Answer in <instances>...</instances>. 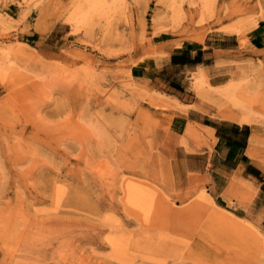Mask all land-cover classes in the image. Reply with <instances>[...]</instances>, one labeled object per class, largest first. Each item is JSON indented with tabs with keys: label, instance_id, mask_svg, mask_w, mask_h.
Here are the masks:
<instances>
[{
	"label": "rangeland",
	"instance_id": "obj_1",
	"mask_svg": "<svg viewBox=\"0 0 264 264\" xmlns=\"http://www.w3.org/2000/svg\"><path fill=\"white\" fill-rule=\"evenodd\" d=\"M263 6L0 0V264H264ZM224 32L240 47L203 81L133 73ZM232 94L257 121L243 164L188 117L235 122Z\"/></svg>",
	"mask_w": 264,
	"mask_h": 264
},
{
	"label": "crops",
	"instance_id": "obj_2",
	"mask_svg": "<svg viewBox=\"0 0 264 264\" xmlns=\"http://www.w3.org/2000/svg\"><path fill=\"white\" fill-rule=\"evenodd\" d=\"M256 25L246 37L251 48L256 51L264 50V17ZM239 47L240 38L230 32L217 35L208 34L202 42L184 40L180 43H171L168 45L165 57L154 59L147 65L134 67L133 73H144L145 76L146 73H212L215 70L217 61L233 56L231 55L232 52ZM176 100L181 106L193 105L192 103L185 104L178 99ZM193 112H196L195 109H190L188 117L191 121L200 125L204 140L208 141L211 137L219 139L222 143L221 151L226 155L234 156L236 161L243 164L246 155L245 145L249 142L250 147H254L255 140L254 130L251 134L245 133L246 125L244 124L248 123H240L228 116L223 118L235 122L218 119L215 121L216 123H212L209 121L212 120L211 118L208 120L204 116L199 117L197 115L192 117ZM161 123L166 127H174L176 120L171 115L164 114L161 117ZM223 125L225 126L223 127ZM252 170L258 169L253 165ZM250 174L253 175V172H250Z\"/></svg>",
	"mask_w": 264,
	"mask_h": 264
},
{
	"label": "bare ground",
	"instance_id": "obj_3",
	"mask_svg": "<svg viewBox=\"0 0 264 264\" xmlns=\"http://www.w3.org/2000/svg\"><path fill=\"white\" fill-rule=\"evenodd\" d=\"M95 3V1H94ZM89 4V3H88ZM93 4V2H92ZM91 5V4H90ZM94 5V4H93ZM91 9V8H89ZM200 79L203 81L205 80V75L204 73H200ZM204 85V84H203ZM205 86V85H204ZM227 89V88H226ZM234 89V88H233ZM236 90V88L234 89ZM233 90V91H234ZM229 91V90H228ZM235 93V92H234ZM229 96V95H228ZM238 98L236 97L235 94L230 95V100L232 101L233 105L236 107L237 111L235 112L232 108L231 110V114L228 115L229 118L234 119L239 121L240 123H252L254 121H256V119L254 118V116L252 115V106L248 107L246 106L244 103H242L241 101L237 100ZM227 104V103H226ZM218 105V104H217ZM253 114H255L253 112ZM257 122V121H256Z\"/></svg>",
	"mask_w": 264,
	"mask_h": 264
}]
</instances>
